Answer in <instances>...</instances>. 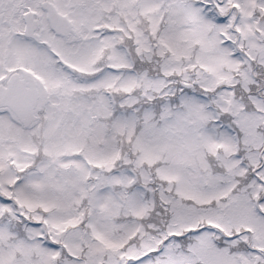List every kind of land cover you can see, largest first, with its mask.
I'll use <instances>...</instances> for the list:
<instances>
[{"label":"snow or ice","instance_id":"obj_1","mask_svg":"<svg viewBox=\"0 0 264 264\" xmlns=\"http://www.w3.org/2000/svg\"><path fill=\"white\" fill-rule=\"evenodd\" d=\"M0 264H264V0H0Z\"/></svg>","mask_w":264,"mask_h":264}]
</instances>
